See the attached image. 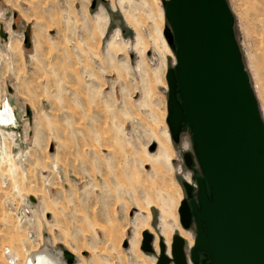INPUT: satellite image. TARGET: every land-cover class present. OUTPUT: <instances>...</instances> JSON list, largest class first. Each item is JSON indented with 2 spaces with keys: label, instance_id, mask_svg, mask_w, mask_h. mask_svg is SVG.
I'll use <instances>...</instances> for the list:
<instances>
[{
  "label": "rangeland",
  "instance_id": "obj_1",
  "mask_svg": "<svg viewBox=\"0 0 264 264\" xmlns=\"http://www.w3.org/2000/svg\"><path fill=\"white\" fill-rule=\"evenodd\" d=\"M227 1L264 119V0ZM92 2L0 0V106L13 96L27 119L24 145L13 127L0 133L21 151L7 139L0 152V264H24L47 243L67 264H144L139 257L157 261L161 239L173 242L179 228L195 242L179 210L184 180L191 173L196 188L203 173L190 128L176 143L167 122L166 74L177 62L164 0ZM162 142L171 150L159 156ZM144 231L154 246L157 236V253L141 249Z\"/></svg>",
  "mask_w": 264,
  "mask_h": 264
},
{
  "label": "water",
  "instance_id": "obj_2",
  "mask_svg": "<svg viewBox=\"0 0 264 264\" xmlns=\"http://www.w3.org/2000/svg\"><path fill=\"white\" fill-rule=\"evenodd\" d=\"M170 26L164 34L175 49L168 68L167 122L174 142L188 126L203 176L197 178L199 205L180 207V220L198 235L191 261L200 264H264V120L234 32L227 0H164ZM97 0H93L94 10ZM156 145L151 146L155 150ZM188 168L193 156L185 154ZM34 200V198H31ZM154 236L143 232L142 250L154 253ZM185 239L164 241L157 264H189Z\"/></svg>",
  "mask_w": 264,
  "mask_h": 264
},
{
  "label": "bare ground",
  "instance_id": "obj_3",
  "mask_svg": "<svg viewBox=\"0 0 264 264\" xmlns=\"http://www.w3.org/2000/svg\"><path fill=\"white\" fill-rule=\"evenodd\" d=\"M111 1V0H109ZM165 1H168V0H165ZM164 6V5H163ZM165 10V8H164ZM166 18V16H165ZM128 21L131 22V19L130 18H127ZM166 28V26H165ZM165 31V30H164ZM165 36V34H164ZM166 38V37H165ZM164 37H162V41H163V44L165 46V48L168 49V45H167V42L165 40ZM2 40V39H1ZM169 44V43H168ZM143 45V42L138 39L137 42H136V45H135V48L137 50H139L141 48V46ZM170 46V44H169ZM255 91V89H254ZM3 108H5L3 110ZM0 109L2 110V120H1V117H0V124L4 125L3 126V129H0V133H1V130H4L6 131L5 127L7 129H10V127H13L14 129H16L17 133L19 134L20 136V140H21V146L24 145V143L26 142V139L24 137V129L22 127L23 123H25V121L27 119H25L24 115H22L21 111H17L15 110L16 108L14 107V97L13 96H9L7 98V101L4 102L1 106H0ZM263 118V117H262ZM264 120V119H263ZM8 132V131H7ZM5 132L4 135H1L0 136V152H3V154H5L7 152V139H10L12 141V146L13 148L15 147L16 150H17V153L20 151L17 149V141L15 139L14 136H12V134H10L9 132L7 133ZM171 133V132H170ZM172 138V137H171ZM2 139L4 140V146L3 147L1 144H2ZM185 140V138H182L181 140ZM173 140V139H172ZM14 143V144H13ZM3 149V150H1ZM171 150V145L170 144H166L164 142H162V145H161V148H160V153H159V156H161V153L165 154L167 153L168 151ZM21 153V151L19 152ZM170 160H172V158H170ZM192 175L190 174V177ZM186 182H188L189 184H191L189 182V177L186 178ZM185 181V180H184ZM192 185V184H191ZM193 186V185H192ZM26 209L28 210V206L30 205L29 203V200L27 199L26 201ZM26 214V213H25ZM27 216V214H26ZM149 218H151V216H149ZM141 220V219H140ZM151 219H149V222H150ZM139 221V220H138ZM141 223L139 224H143V228H141V230H150V226L148 224V221H143L141 220L140 221ZM143 222V223H142ZM139 227V226H138ZM180 229V232H181V236L185 239V241H187L189 244H190V250H187V242L185 243V249H186V254H187V257H188V261L190 264H193L192 261H190V252L192 250V248L194 247L195 245V242L193 240V238H191L185 231L183 228H179ZM145 232V231H144ZM149 232V231H148ZM165 232V231H164ZM151 233V232H150ZM32 234V233H31ZM152 234V233H151ZM165 235L167 234L166 232L164 233ZM170 234L171 233H168L167 236L169 238L166 237V242L167 244H165L166 246H168V249H167V252L169 255H171V252L169 253V250L172 249L171 245H172V238H170ZM153 235V234H152ZM140 236H141V232L135 236L134 240H133V250L135 252H138V254H140ZM154 236V235H153ZM43 239V238H42ZM143 240V238H142ZM162 240V239H161ZM154 241H155V236H154ZM165 243V242H164ZM66 244V243H65ZM154 245V243H153ZM142 246V245H141ZM155 246H156V249L158 250L157 248V236H156V243H155ZM155 246H154V250H155ZM40 246L35 249V250H31L30 252H26V259H25V262L24 264H67V260L64 256V251L60 248H57V247H54L51 248L49 247L48 243L47 245L45 246V248H42L40 250ZM161 248V247H160ZM142 249V248H141ZM190 251V252H189ZM9 252L14 255L15 257H18V255H16L13 250L9 249ZM146 253V252H145ZM154 253H157L156 250ZM143 255V254H142ZM141 255V256H142ZM159 256V254H157ZM79 256V255H78ZM144 258L142 257H139L140 261L143 262L144 264H156V260L155 259H151V258H148L146 257L145 255H143ZM20 258V257H19ZM79 258L81 259V257L79 256ZM79 259V260H80ZM20 260V259H19ZM158 260V259H157ZM17 264H19V262H17ZM77 264V263H75ZM80 264V262L78 263Z\"/></svg>",
  "mask_w": 264,
  "mask_h": 264
},
{
  "label": "flooded vegetation",
  "instance_id": "obj_4",
  "mask_svg": "<svg viewBox=\"0 0 264 264\" xmlns=\"http://www.w3.org/2000/svg\"><path fill=\"white\" fill-rule=\"evenodd\" d=\"M196 159H197V157H196ZM197 160H198V159H197ZM194 163H195V159H194V157H193V165H194ZM197 177H199V176H197ZM190 178H191V182H190V183L193 184V177L191 176ZM197 184H198V182H197ZM186 193H187V191H186ZM198 195H199V185L196 186V188H195V186H193L192 199H194L195 202L199 205ZM192 199L189 197V195H188V193H187L186 200H187V202L189 203V205H191V201H192ZM193 225H194L195 228H196V237H197V235H198V228H197V224H196L194 218H193V220H192V225H191V227H192ZM204 259H206V256H205L203 253H200V264H202V261H203Z\"/></svg>",
  "mask_w": 264,
  "mask_h": 264
},
{
  "label": "built area",
  "instance_id": "obj_5",
  "mask_svg": "<svg viewBox=\"0 0 264 264\" xmlns=\"http://www.w3.org/2000/svg\"><path fill=\"white\" fill-rule=\"evenodd\" d=\"M182 138H183V137H181V139H182ZM2 146L5 147V146H4V140H3V139H2ZM21 213H22V209H21ZM21 213H20V214H21ZM22 216H23V215L21 214V217H22ZM185 251H186V249H185ZM190 254H191V252H190ZM190 261H191V256H190ZM189 264H190V263H189Z\"/></svg>",
  "mask_w": 264,
  "mask_h": 264
},
{
  "label": "trees",
  "instance_id": "obj_6",
  "mask_svg": "<svg viewBox=\"0 0 264 264\" xmlns=\"http://www.w3.org/2000/svg\"><path fill=\"white\" fill-rule=\"evenodd\" d=\"M191 174V173H190Z\"/></svg>",
  "mask_w": 264,
  "mask_h": 264
}]
</instances>
